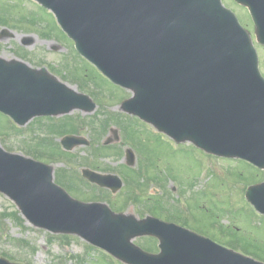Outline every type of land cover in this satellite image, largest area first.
I'll use <instances>...</instances> for the list:
<instances>
[{
	"label": "water",
	"instance_id": "water-1",
	"mask_svg": "<svg viewBox=\"0 0 264 264\" xmlns=\"http://www.w3.org/2000/svg\"><path fill=\"white\" fill-rule=\"evenodd\" d=\"M56 14L77 49L115 82L133 90L122 109L176 140L239 156L264 168V78L248 32L220 0H38ZM249 8L264 44V0H236ZM95 104L45 68L0 58V111L19 124ZM110 140L106 141L109 142ZM67 148L86 143L66 136ZM128 163L134 160L130 150ZM113 192L117 175L83 169ZM0 191L24 217L52 232L76 233L132 264H264L174 223L114 213L83 203L52 181V167L0 147ZM247 198L264 213V182ZM159 238L149 254L131 242ZM0 264H16L0 258Z\"/></svg>",
	"mask_w": 264,
	"mask_h": 264
},
{
	"label": "rangeland",
	"instance_id": "rangeland-1",
	"mask_svg": "<svg viewBox=\"0 0 264 264\" xmlns=\"http://www.w3.org/2000/svg\"><path fill=\"white\" fill-rule=\"evenodd\" d=\"M222 1L237 12L250 32L264 76V48L255 39L245 8L233 0ZM0 57L19 59L34 68L45 66L74 90L87 91L97 105L93 112L76 109L66 115L34 118L22 129L0 113L3 149L36 158L43 157V152L52 156V149L59 151L55 145L46 147L45 140L57 144L61 134L83 136L90 145L74 147L70 159L42 160L51 164L56 182L73 197L104 202L116 212L137 217L152 214L174 219L264 262V215L255 211L244 193L247 186L264 180V169L239 158L205 153L189 142L175 144L152 133L144 122L119 115L123 113L119 105L131 91L108 81L78 56L53 14L33 0H0ZM127 149L135 156L129 168ZM82 167L119 174L123 185L116 193L99 188L85 181ZM132 241L147 252L158 251L152 237L136 236ZM0 257L23 264H116L77 235L51 234L32 226L2 193Z\"/></svg>",
	"mask_w": 264,
	"mask_h": 264
}]
</instances>
